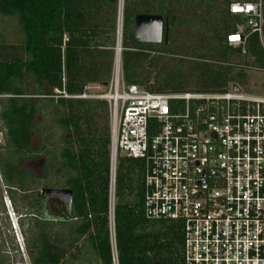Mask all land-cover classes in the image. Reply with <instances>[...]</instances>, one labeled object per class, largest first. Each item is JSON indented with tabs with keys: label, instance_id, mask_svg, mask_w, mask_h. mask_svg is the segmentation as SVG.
Segmentation results:
<instances>
[{
	"label": "trees",
	"instance_id": "16d2710c",
	"mask_svg": "<svg viewBox=\"0 0 264 264\" xmlns=\"http://www.w3.org/2000/svg\"><path fill=\"white\" fill-rule=\"evenodd\" d=\"M233 0H123L122 69L128 83L156 91H254L245 85L248 69L264 73L262 33L249 34L246 50L229 34L251 30L249 15L230 10ZM121 0H0V14L18 19L22 38L8 42L0 29V117L9 154L20 161L46 156V176L67 173L73 189L71 219L52 225L30 221L28 245L33 264H115L111 234V112L104 98L56 96V88L79 93L90 81L113 73ZM138 12H160L169 28L161 42L135 36ZM183 102V100H180ZM236 102V101H234ZM219 103L211 102L216 109ZM237 104V103H235ZM247 102L242 103L246 108ZM252 106V105H251ZM61 128L63 144L40 140L46 118ZM54 130V128L52 127ZM15 154L13 155V157ZM11 158V157H10ZM7 181L13 182L9 159ZM59 174V177L57 176ZM145 161L127 152L118 157L115 232L119 264H184L182 220L145 213ZM37 184H41V180ZM57 182V181H56ZM22 200L38 209L39 190L30 194L27 177ZM0 264H4L0 254Z\"/></svg>",
	"mask_w": 264,
	"mask_h": 264
},
{
	"label": "built area",
	"instance_id": "2783aa9c",
	"mask_svg": "<svg viewBox=\"0 0 264 264\" xmlns=\"http://www.w3.org/2000/svg\"><path fill=\"white\" fill-rule=\"evenodd\" d=\"M230 10L249 15L250 31L240 26L228 35L245 51L249 34L263 31L264 0H233ZM122 36L118 22L108 81H90L75 94L56 88V96L64 92L110 103L109 214L115 264L121 151L145 161L146 215L183 221L184 264H264V94L156 91L128 83L118 54ZM214 100L224 103L212 109Z\"/></svg>",
	"mask_w": 264,
	"mask_h": 264
},
{
	"label": "flooded vegetation",
	"instance_id": "af4514ba",
	"mask_svg": "<svg viewBox=\"0 0 264 264\" xmlns=\"http://www.w3.org/2000/svg\"><path fill=\"white\" fill-rule=\"evenodd\" d=\"M32 143L35 146L39 144H35L34 141ZM9 150L10 149L7 145L6 133L3 126L0 127V199L3 208L1 212L4 211V213L9 217L10 227L14 230L16 237L14 238L16 239L17 251L21 252L22 255H24L23 252L24 249H26L28 256L30 257V260L33 264L32 255L36 252V248L30 247L28 245L27 236L29 235V233L24 230V216L28 217L29 222L34 221L37 217L50 219L55 223L69 221L71 219L73 202L70 205L68 200L65 199L64 196L54 192L45 193V189L47 187H71L67 182V173H60V177L58 174L57 176L59 177L58 179H60V181H57L55 183L46 182L43 185L37 184L40 176H46L47 174L44 166L46 156L41 152H37L36 156L28 154V156H26L22 159V161L19 162V154L13 152L10 156ZM14 154L15 156L13 157ZM9 159L13 160L16 163V166H13L12 168L13 182L11 183L7 181L8 170H10L8 164ZM25 177H27V180L29 181V183H31V188H29L28 190L30 194H32L33 192L36 193V191L39 190L41 199L38 203V209L35 206H31V209L35 210H28L24 212L18 209L16 205V196L20 194L22 197L24 194V189L21 183L24 181ZM20 230L22 232V237H20ZM0 254L2 261L4 262V264H6L7 262L5 261V254L1 250V247Z\"/></svg>",
	"mask_w": 264,
	"mask_h": 264
},
{
	"label": "rangeland",
	"instance_id": "374dc122",
	"mask_svg": "<svg viewBox=\"0 0 264 264\" xmlns=\"http://www.w3.org/2000/svg\"><path fill=\"white\" fill-rule=\"evenodd\" d=\"M121 14H122V19H121L122 21L120 20ZM120 21L123 24V0H121V5H120L119 23ZM18 23L19 22L16 17L0 14V29L4 31L5 37L7 38L8 42L10 41L14 43L15 42L19 43L20 39L22 38V33L20 32ZM247 73H248V79L245 85L249 86L250 89L252 88L255 94H264V73L261 72L260 69H255V68H249ZM244 91L252 93L248 90H244ZM38 118L41 121L46 118V125L48 126V128H46L45 126H42L40 137L37 135H33L34 143L38 144L40 140L45 142L47 138V134L52 132L51 133L52 136L50 140L52 142H56L58 145L63 144L62 137H61L62 130L59 126L54 125L55 122H53L52 115L50 113L47 114L46 116L39 114ZM3 126H4V122L0 117V127H3ZM52 127L54 128V130L52 129ZM121 152H124V151H121ZM42 154L44 155V153ZM53 176H51V179L43 178V179H39V181L41 180L42 185L46 182L55 183L56 181H60V179L57 180ZM16 205L20 211L25 212L28 210H35V209H31L30 206H27V204H25L20 194L16 196ZM2 209H3L2 202L0 199V247H1V250L5 254V261L7 262L6 264H32L26 249H24V252H23L24 255H22L21 252L17 251L16 239H15L16 237H15L14 230L10 227L9 217L4 213V211L1 212ZM23 221L25 222V226L29 228L30 222H29L28 217L24 216ZM52 225H54L55 227L59 226L58 222L53 223ZM28 233L31 235L33 232L29 229Z\"/></svg>",
	"mask_w": 264,
	"mask_h": 264
},
{
	"label": "water",
	"instance_id": "95a60500",
	"mask_svg": "<svg viewBox=\"0 0 264 264\" xmlns=\"http://www.w3.org/2000/svg\"><path fill=\"white\" fill-rule=\"evenodd\" d=\"M169 28L166 16L160 12H138L135 16V36L143 42H161ZM121 55V50L118 51ZM46 192L60 194L68 200L71 205L73 202V189L63 187H47Z\"/></svg>",
	"mask_w": 264,
	"mask_h": 264
},
{
	"label": "bare ground",
	"instance_id": "6f19581e",
	"mask_svg": "<svg viewBox=\"0 0 264 264\" xmlns=\"http://www.w3.org/2000/svg\"><path fill=\"white\" fill-rule=\"evenodd\" d=\"M122 13V12H121ZM122 19V14L120 15V20ZM122 21V20H121ZM121 21H120V23H119V28H120V30L122 29V23H121Z\"/></svg>",
	"mask_w": 264,
	"mask_h": 264
},
{
	"label": "clouds",
	"instance_id": "9594fccd",
	"mask_svg": "<svg viewBox=\"0 0 264 264\" xmlns=\"http://www.w3.org/2000/svg\"><path fill=\"white\" fill-rule=\"evenodd\" d=\"M15 219V218H14ZM19 226V225H18ZM20 237H22V232H21V230H20Z\"/></svg>",
	"mask_w": 264,
	"mask_h": 264
}]
</instances>
